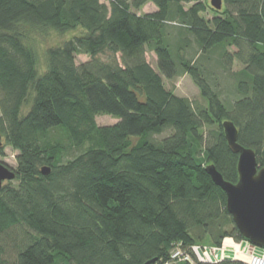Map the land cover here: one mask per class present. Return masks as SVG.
<instances>
[{
    "label": "trees",
    "instance_id": "1",
    "mask_svg": "<svg viewBox=\"0 0 264 264\" xmlns=\"http://www.w3.org/2000/svg\"><path fill=\"white\" fill-rule=\"evenodd\" d=\"M149 2L155 10L137 12ZM205 9L0 0V133L18 151L0 191V264H189L170 258L176 244L244 239L204 167L237 181L224 120L264 167V0H222L209 18ZM26 27L80 32L48 48L41 68ZM184 74L204 102L165 87Z\"/></svg>",
    "mask_w": 264,
    "mask_h": 264
},
{
    "label": "water",
    "instance_id": "2",
    "mask_svg": "<svg viewBox=\"0 0 264 264\" xmlns=\"http://www.w3.org/2000/svg\"><path fill=\"white\" fill-rule=\"evenodd\" d=\"M210 3L216 10L222 6V0H210ZM221 125L229 148L237 155V181L225 180L214 164H207L204 169L213 183L225 193L226 210L240 235L252 244L264 247V167L257 163L256 153L252 148L237 141L238 130L232 121L224 120ZM49 171L48 166L41 168L43 174H48ZM14 177L13 168L0 162V191L4 182L11 181Z\"/></svg>",
    "mask_w": 264,
    "mask_h": 264
},
{
    "label": "rangeland",
    "instance_id": "3",
    "mask_svg": "<svg viewBox=\"0 0 264 264\" xmlns=\"http://www.w3.org/2000/svg\"><path fill=\"white\" fill-rule=\"evenodd\" d=\"M103 2H106V0H101ZM203 3L206 5V9L204 12L201 13L205 18H209L214 14L215 8L211 6L210 0H202ZM189 4H185V6H189ZM155 10V5L152 3H146L144 6H142L139 10H137L138 13H146L151 12ZM214 10V11H213ZM28 42L30 45H32L36 51V55L38 58V64H40V67H44V59H45V53L48 48L52 46H58L62 44L65 40H68L71 38L74 34H78L80 32V29L68 31L66 33H59L55 30L48 29L47 27L44 29H34L26 27L24 28ZM146 59L151 63V65L155 66L156 56L153 52L147 50L146 51ZM102 58H105V55L101 56ZM89 57L85 54H80L76 56V62L81 63L86 60H88ZM242 65L239 64L238 61H234V65L232 66L233 71H238ZM165 87L168 89H171L174 91L175 94L183 97H187L191 101H198V102H204L203 99L200 96L199 90L197 86L194 84L192 79L184 74L179 77L173 78V79H166L163 78ZM31 102V95L27 98V101L22 106V112L25 113ZM96 122L98 125H110L117 121L116 118L111 117L109 115H97L96 116ZM208 131V130H206ZM55 133L53 134V137H55ZM0 141L4 144L3 145V154L0 155V162H3L7 164L10 167L16 166V154L18 153L17 150L10 147L8 144H5L4 136L0 133ZM68 157V156H67ZM12 181V180H11ZM8 181H5L4 183H7ZM228 238V237H227ZM222 244V243H221ZM219 245V247L221 246ZM201 246H208L204 244H199ZM239 262H242L244 264H247L246 262L242 260H236Z\"/></svg>",
    "mask_w": 264,
    "mask_h": 264
},
{
    "label": "built area",
    "instance_id": "4",
    "mask_svg": "<svg viewBox=\"0 0 264 264\" xmlns=\"http://www.w3.org/2000/svg\"><path fill=\"white\" fill-rule=\"evenodd\" d=\"M170 258L187 261L189 264L218 263L225 259L242 260L247 264H264V248L247 239L237 241L228 237L223 239L220 247L192 244L184 248L178 243L171 249Z\"/></svg>",
    "mask_w": 264,
    "mask_h": 264
}]
</instances>
